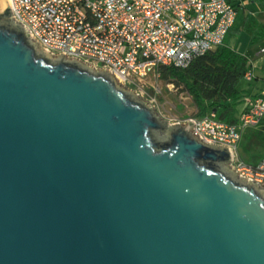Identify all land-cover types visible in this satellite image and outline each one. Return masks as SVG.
Masks as SVG:
<instances>
[{
  "label": "water",
  "instance_id": "obj_1",
  "mask_svg": "<svg viewBox=\"0 0 264 264\" xmlns=\"http://www.w3.org/2000/svg\"><path fill=\"white\" fill-rule=\"evenodd\" d=\"M0 0V264H264V189Z\"/></svg>",
  "mask_w": 264,
  "mask_h": 264
},
{
  "label": "built area",
  "instance_id": "obj_2",
  "mask_svg": "<svg viewBox=\"0 0 264 264\" xmlns=\"http://www.w3.org/2000/svg\"><path fill=\"white\" fill-rule=\"evenodd\" d=\"M8 5L15 23L26 26L30 39L52 56L64 53L65 59L104 68L124 88H143L149 78L152 88L160 81V66L184 68L194 56L222 46L237 16L236 0H9ZM254 77L249 65L243 78ZM189 120L194 137L230 148L233 171L264 189V157L250 165L237 154L243 132L264 120V87L247 98L234 124L218 121L213 112L177 122Z\"/></svg>",
  "mask_w": 264,
  "mask_h": 264
},
{
  "label": "trees",
  "instance_id": "obj_3",
  "mask_svg": "<svg viewBox=\"0 0 264 264\" xmlns=\"http://www.w3.org/2000/svg\"><path fill=\"white\" fill-rule=\"evenodd\" d=\"M248 69L247 57L225 44L202 55L194 56L184 68L160 66L158 72L160 81L172 85L190 97L195 107L193 116L201 117L213 112L218 121L234 124L244 109L238 112L237 106L243 100L238 84ZM262 124L264 120L258 127L248 128L243 132L238 144L243 152L257 148L264 150ZM254 157L261 155L253 154L246 162L254 165L264 156L255 163Z\"/></svg>",
  "mask_w": 264,
  "mask_h": 264
},
{
  "label": "rangeland",
  "instance_id": "obj_4",
  "mask_svg": "<svg viewBox=\"0 0 264 264\" xmlns=\"http://www.w3.org/2000/svg\"><path fill=\"white\" fill-rule=\"evenodd\" d=\"M248 9L250 11V18L246 19H244L243 11L238 9L236 20V28L238 31L234 30L231 32L225 42L235 52L245 55L248 58V64H256L264 59V52H261V48L264 47V31L259 26V24H264V11L259 9L257 3L254 2L250 3ZM244 20H246V24H244ZM145 81L146 87L143 86L141 88L135 85H129L125 89L132 90L133 93L134 91L139 92V98H143V101L148 106L153 107L162 119L168 121V124L177 121L184 122L193 116L195 107L186 93L179 91L175 87H167L162 81H158L156 82L157 85H153L155 88L154 91L152 90L153 86L151 88V85H149L152 84V80L149 78ZM252 82H248L243 78L238 84V89L240 91H246L253 85ZM258 152H262L261 148L250 152H243L239 147L237 149L239 159L246 164H249L246 161Z\"/></svg>",
  "mask_w": 264,
  "mask_h": 264
},
{
  "label": "crops",
  "instance_id": "obj_5",
  "mask_svg": "<svg viewBox=\"0 0 264 264\" xmlns=\"http://www.w3.org/2000/svg\"><path fill=\"white\" fill-rule=\"evenodd\" d=\"M251 2L257 3V5L259 6V9L264 11V0H236L237 15H238V9H239V10L243 11L244 19L250 18V11L248 9V6L250 5ZM236 20H237V16H236V19H235V22H234L233 26L229 29V31L227 32V34L225 36L223 45L226 44L225 41L227 39V36L231 32H233L234 30L238 31V29L236 28ZM245 21L246 20H244V24H246ZM259 26L261 28H264V24H259ZM262 49H264V47H262L261 50ZM249 65L252 66V68L254 70L255 77L252 80L253 82L251 81L253 83V85L250 86V89H248L246 91L245 90H241V94L243 96V100L237 106L238 112H240L243 108H245L247 98L254 97V96L258 95L260 90L262 89V87H264V79H262V76H264V59H262L261 61H259L256 64H251L250 63ZM262 126H264V124H262ZM258 154H260L261 157L264 156V150H262V152H258ZM261 157H257V158L254 157V163Z\"/></svg>",
  "mask_w": 264,
  "mask_h": 264
},
{
  "label": "bare ground",
  "instance_id": "obj_6",
  "mask_svg": "<svg viewBox=\"0 0 264 264\" xmlns=\"http://www.w3.org/2000/svg\"><path fill=\"white\" fill-rule=\"evenodd\" d=\"M9 2V0H7Z\"/></svg>",
  "mask_w": 264,
  "mask_h": 264
}]
</instances>
